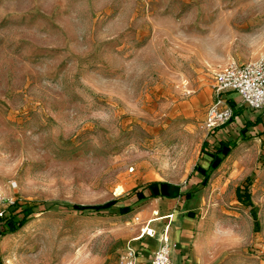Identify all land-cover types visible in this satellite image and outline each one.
<instances>
[{"label":"rangeland","instance_id":"obj_1","mask_svg":"<svg viewBox=\"0 0 264 264\" xmlns=\"http://www.w3.org/2000/svg\"><path fill=\"white\" fill-rule=\"evenodd\" d=\"M261 59L264 0H0V197L7 214L35 207L0 235V264H120L142 201L118 207L153 180L194 187L202 142L233 140L203 128L217 73ZM254 135L194 195L202 264H264ZM245 178L251 206L235 198ZM112 199L111 213L80 210Z\"/></svg>","mask_w":264,"mask_h":264},{"label":"crops","instance_id":"obj_2","mask_svg":"<svg viewBox=\"0 0 264 264\" xmlns=\"http://www.w3.org/2000/svg\"><path fill=\"white\" fill-rule=\"evenodd\" d=\"M226 99L228 103L233 105L240 111V113L234 117L233 122L219 126L220 130H223L226 127V130H230L233 140H235L239 137V129L244 127L246 122L249 121L253 123L259 119L257 124L247 127L246 135L250 136V134H256L252 136V139H256L258 142H260L261 139L264 140V110L251 112L246 109L241 104V100L236 93L226 94ZM238 118L240 121H238ZM229 126L232 129H229ZM216 135L218 138L216 140L213 139L216 143L219 140L232 139L229 136L221 137L219 130H217ZM208 141H211L210 137L208 138ZM244 141L245 140H242V142ZM232 151L222 160L218 168L211 173L209 178L211 185H217L221 182L224 171L229 168L228 160ZM202 159V164H199L203 167H207L210 157L205 155ZM195 174L200 175L198 173ZM201 189L197 190L194 195ZM194 195L189 200H185L184 197H158L144 200L142 201L140 210L137 212L142 221L151 219V226H153L156 231H159L164 225H168L172 264H202L206 261L205 254L200 252L201 245L206 238V233L203 232L205 221L202 216L198 215L202 199L196 198L195 200ZM189 213H193V215H190ZM137 233L139 234L138 229ZM158 245L159 242L156 238L146 236L141 239L138 238L136 247L139 255L138 264H148L150 254L158 247Z\"/></svg>","mask_w":264,"mask_h":264},{"label":"built area","instance_id":"obj_3","mask_svg":"<svg viewBox=\"0 0 264 264\" xmlns=\"http://www.w3.org/2000/svg\"><path fill=\"white\" fill-rule=\"evenodd\" d=\"M212 88L214 100L207 107L203 121V128L206 130L223 125L232 117V107L226 99L228 93H236L241 104L250 111L264 110V60L227 66L217 73ZM5 215L0 197V217ZM134 220L138 226L139 239L146 236L156 238L159 242L158 247L150 254L148 264H172L168 225L156 231L151 226V219L142 221L136 214ZM138 257V250H128L121 256L120 264H138Z\"/></svg>","mask_w":264,"mask_h":264},{"label":"trees","instance_id":"obj_4","mask_svg":"<svg viewBox=\"0 0 264 264\" xmlns=\"http://www.w3.org/2000/svg\"><path fill=\"white\" fill-rule=\"evenodd\" d=\"M230 104V103H229ZM232 107V117L225 124L231 123L234 121V117L240 113L233 105ZM259 122L257 119L255 122H246L244 127L239 129V137L233 141L231 140H219L217 143H209L207 140H204L200 147L199 157L202 158L205 155L210 157L207 167H203L200 164H195L193 167V172L200 174L202 177L200 180L195 182L194 187H184L181 185L173 184L168 181H150L146 184L136 187L133 190V196L131 203H125L118 207L119 214H126L132 209V204L139 203L144 200L153 199V198H177L184 197L185 200H189L193 197L194 193L205 187L209 181L211 173L218 168L222 160L236 147L239 139L246 140L248 136L246 135V129L250 125H255ZM222 126V125H220ZM217 127L211 129V132L214 133ZM248 178H245L242 184L236 187L235 189V198L238 202L244 204L245 206H251V195L249 192V184L247 183ZM116 199L109 200L102 204H93V205H83L80 207L81 211H87L92 213H111V208L115 205ZM11 211L6 213L4 217H0V235L6 233L15 232L20 229L29 217L34 212V205L32 203H20L17 200H14L10 205ZM72 209V208H71ZM193 215V213H189Z\"/></svg>","mask_w":264,"mask_h":264}]
</instances>
